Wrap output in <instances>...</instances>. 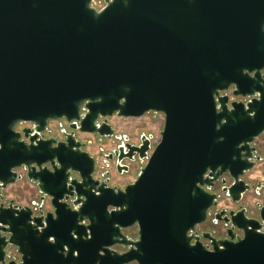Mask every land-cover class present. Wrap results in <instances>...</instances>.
<instances>
[{
  "label": "water",
  "instance_id": "water-1",
  "mask_svg": "<svg viewBox=\"0 0 264 264\" xmlns=\"http://www.w3.org/2000/svg\"><path fill=\"white\" fill-rule=\"evenodd\" d=\"M92 1L0 0V264H264V202L242 203L264 134V0ZM149 112L164 114L150 154L152 135L109 122ZM61 118L71 131L44 138ZM77 131L122 139L107 165L145 163L136 180L96 179ZM21 180L38 193L25 205L9 197Z\"/></svg>",
  "mask_w": 264,
  "mask_h": 264
},
{
  "label": "rangeland",
  "instance_id": "rangeland-1",
  "mask_svg": "<svg viewBox=\"0 0 264 264\" xmlns=\"http://www.w3.org/2000/svg\"><path fill=\"white\" fill-rule=\"evenodd\" d=\"M109 122L114 126L116 135H128L134 143H139L140 138L143 134L152 135L153 140L155 141V143H157L160 139V130H162L164 125V114L149 112L139 118H125L122 116L114 115L109 118ZM83 137H90L94 139L93 143L87 144L86 148L92 147V145H96V148L91 154L97 159L98 169H101V167L104 166L103 164H105V154L117 148V145L120 142V140L116 137H101L93 133L86 134ZM144 165L145 163H142L140 161L134 162L131 164V169L129 172L121 174L116 168L115 160L110 161V166L108 168L111 172V185L124 187L128 183L134 182L140 172V169ZM245 179H251L253 184H255L256 182H261L264 184V161L258 162L252 169H250L248 171V174L245 175ZM13 188L14 187L9 190L10 194L13 192ZM18 190L19 191L17 192L19 195L15 197L16 200L19 197L26 196L25 194L30 193L32 198L36 197L37 194V187L31 182L24 185L22 188H19ZM20 191H22L23 193L25 192V194L20 193ZM256 200H259L260 203L264 202V190L262 191V195H256L254 189L248 192L247 201L249 204L247 206L249 207V213L253 216L258 214L255 207ZM129 232L132 233V230Z\"/></svg>",
  "mask_w": 264,
  "mask_h": 264
},
{
  "label": "built area",
  "instance_id": "built-area-1",
  "mask_svg": "<svg viewBox=\"0 0 264 264\" xmlns=\"http://www.w3.org/2000/svg\"><path fill=\"white\" fill-rule=\"evenodd\" d=\"M92 5L96 9L99 10L105 6V1L104 0H93ZM233 90H234V88L230 87L229 89H227L225 91H221V93L227 94L230 97V100L246 99V98H243L240 96H235L233 94ZM84 114H85V110H82L81 115H84ZM26 127L33 128L34 123L27 122V123L19 124L17 129L22 131ZM64 130L71 131L70 121H68L66 118L51 119L48 121V124H47L45 130L43 132H41V135H43L44 138L54 137L57 140H63L65 138V135L63 133ZM86 134H90V133H83L81 131H77V135H78L79 139L86 142L87 144H92L94 139H92L90 137H83ZM150 141H151V150H150L149 154L151 153L153 148H155V146L158 143V142L155 143V141L153 140V137H151ZM106 154H108V153H106ZM106 154H105V156H106ZM96 161H97V159H96ZM104 162H105V164H103L104 166H102L101 169L97 168V163H98L97 162L96 163V169L94 172V177L100 181L105 180V178L107 177V171L109 170V168H108L109 166L107 165L106 160H104Z\"/></svg>",
  "mask_w": 264,
  "mask_h": 264
},
{
  "label": "flooded vegetation",
  "instance_id": "flooded-vegetation-1",
  "mask_svg": "<svg viewBox=\"0 0 264 264\" xmlns=\"http://www.w3.org/2000/svg\"><path fill=\"white\" fill-rule=\"evenodd\" d=\"M18 126H19V125H18ZM18 126H17V127H18ZM160 132H161V130H160ZM121 141H123V140L121 139L120 142L118 143V145L121 143ZM118 145H117V146H118ZM258 154L261 156V159H260L259 161H257V163H258V162H261V161H264V134H262V135L260 136V148H259V152H258ZM247 174H248V172H247ZM247 174H246V175H247ZM246 180H247V179H246ZM247 181H248V182L250 183V185H251V188H250V190H249L248 192H250L252 189H254L256 195H262V191L264 190V184H263V183H261V182H256L255 184H253L251 179H248ZM248 192H246V194L244 195V197H245L246 195H248ZM9 194H10V192H9ZM36 196H38V193L36 194ZM9 197H10V196H9ZM225 199H226V197L223 195L222 198L220 199V203H221V201L224 202L223 200H225ZM225 202H226V201H225ZM242 203H243L245 206L248 205V203L244 200V198H243ZM257 206H258V203H256L255 207L258 208ZM247 207H248V206H247ZM248 208H249V207H248ZM213 226H214L213 219L210 218V219H208V221H206V222H204L203 224L197 226V228H196V232H197L199 235H202V234H204L205 232H210V231H212ZM136 231H137V229H136V228H133V229H132V234H133V235L137 234ZM202 240H203L206 244L210 243L209 239L202 238ZM117 249H118L119 251H123V250H125V247H123V246H117ZM127 264H139V263H138L137 261H132V262L127 263Z\"/></svg>",
  "mask_w": 264,
  "mask_h": 264
},
{
  "label": "crops",
  "instance_id": "crops-1",
  "mask_svg": "<svg viewBox=\"0 0 264 264\" xmlns=\"http://www.w3.org/2000/svg\"><path fill=\"white\" fill-rule=\"evenodd\" d=\"M95 148H96V145L95 146L92 145V147H89V148H86V149H88V151L90 153H92ZM28 183H29L28 181H18L16 183L10 185L9 186V190L12 189V187H14L13 188V192L10 194V197H16L17 195H19L18 192H17V191H19L18 189L19 188H22L24 185H26ZM20 193L25 194V192L23 193L22 191H20ZM25 195L26 196H24V197H19L17 199V202L20 203V204H22V205L28 204L29 201L31 200L32 196L30 195V193L29 194H25ZM247 197H248V195H246L244 197V200L248 203ZM255 203H260V201L259 200H256Z\"/></svg>",
  "mask_w": 264,
  "mask_h": 264
}]
</instances>
